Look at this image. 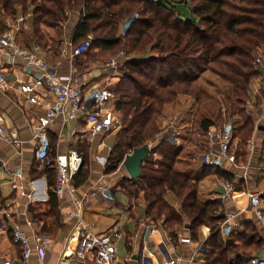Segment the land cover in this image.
Here are the masks:
<instances>
[{
    "label": "trees",
    "instance_id": "obj_1",
    "mask_svg": "<svg viewBox=\"0 0 264 264\" xmlns=\"http://www.w3.org/2000/svg\"><path fill=\"white\" fill-rule=\"evenodd\" d=\"M73 10L81 12L73 44L91 39L89 51L82 56L86 65L91 64V52L99 58L121 51L131 57L123 60L121 76L112 88L122 127L108 157L107 173L117 172L135 150L149 149L152 144L141 177H126L118 183L120 190L116 189L128 198L142 197L144 216L154 224L162 223L175 243L186 225L191 226L190 238L198 243L200 229L209 227L211 233L202 255L205 264H243L245 256L261 251L263 239L253 223L244 224L243 231L234 229L230 238L224 239L221 202L202 199L199 182L176 169L184 146L167 141L163 121L167 108L179 97H191L197 105L202 104L205 90L200 74L210 71L231 86L234 113L240 117L235 136L239 130L245 141L252 138L255 120L247 104L252 83L261 75L256 58L264 50V0H0V32L8 28L7 18L29 15L37 45L46 47L42 28H61ZM127 22L122 33L120 28ZM199 124L207 132L217 126V121L204 115ZM76 149L84 158L74 179L78 187L89 179L88 170L84 171L89 147ZM48 169L55 209L56 172ZM215 172L226 182H233L223 169L216 168ZM169 195L178 200L179 208L169 202ZM130 212L133 218L132 208Z\"/></svg>",
    "mask_w": 264,
    "mask_h": 264
},
{
    "label": "crops",
    "instance_id": "obj_2",
    "mask_svg": "<svg viewBox=\"0 0 264 264\" xmlns=\"http://www.w3.org/2000/svg\"><path fill=\"white\" fill-rule=\"evenodd\" d=\"M29 18L30 16L16 34L20 46L27 49L39 47L40 55L49 64L57 67L63 76L74 72L81 83L86 82V91L95 84H100L102 80H108V73L97 64L84 66L85 57L71 59L62 55L63 48L72 43L81 18L80 10L70 11L67 21L61 28H42L48 41L46 47L37 45ZM3 58L2 68L6 70L10 89L5 93L0 92V261L9 258L12 264H92L90 260L83 261L74 255L79 237L76 233L79 219L70 217V214H76L80 209L77 201L85 199L88 203L82 208L81 219L89 232L111 234L117 248L118 242H125L127 260L122 261L117 257L115 264H154V257L162 262V254L154 238L151 237L150 231L153 227H159L163 231L168 249L185 259L182 264H205L203 256L197 257L193 263L190 262V258L198 244L205 242L209 237L211 233L209 227L204 226L200 229L201 242L184 244L181 239L190 237L189 229L185 226L175 243L162 223L154 224L144 216L142 197L129 198L127 204L112 198L111 189L120 190L112 177L121 171V166L117 172L107 173L110 152L105 144L113 145L115 141L111 142L110 137L116 136L118 132L108 136L98 135L94 138L89 133L73 136L72 130L77 124L81 125V130H87L85 117L80 119L79 123H65L59 118L50 129L52 158L66 155L71 149L88 145V157L91 161L88 181L78 187L77 182L74 181V192L68 193L64 198L57 197L56 207L53 209L49 187L50 173L49 169L35 158L36 141L33 129L36 119L44 113L46 105L52 102L53 97L50 94L46 96L41 94L42 100L39 104L31 103L26 86L32 77L24 72L22 61L11 63L7 57ZM38 92L43 93L42 90ZM253 97L256 101L264 99V80L261 75L252 83L251 98ZM260 103L252 104L250 108L252 113L249 112L254 117L256 126L264 122V105L256 106ZM110 106L116 111L115 101H111ZM178 129L183 131L182 135L175 138L171 130L167 134V141L170 140L177 146H184V150L185 143L188 142L193 143L194 148H199L203 152L208 148L206 132L202 131L199 122L196 132L200 131L204 139L199 141V144L194 142L192 137V130H195L194 122L184 120ZM263 133L264 131L255 135L254 132L252 138L247 141L235 136L239 144L236 165L226 164L223 168L231 175L235 186V190L228 197H224L227 192L225 187L227 182L216 174V168L203 165V152L198 157L187 159L181 156L183 150L176 164L178 171L189 174L199 182L198 193L202 199H217L221 202L223 212H235L238 215L239 231L244 230L243 225L246 223H253L259 229L263 239V249L253 252L251 256H245L247 259H244L243 264H251V260L255 258H264V224L254 215L248 197L250 192H261L264 209V160H261ZM168 200L174 207L179 208L178 200L173 195H169ZM131 208L135 213L133 218ZM15 228L21 229L31 238L32 254L28 262L23 261L21 247L13 241L12 231ZM41 234L49 235L53 241L52 248L43 257L37 251V242L34 238ZM222 234L225 240L230 238L223 229ZM71 241L74 243H70Z\"/></svg>",
    "mask_w": 264,
    "mask_h": 264
},
{
    "label": "built area",
    "instance_id": "obj_3",
    "mask_svg": "<svg viewBox=\"0 0 264 264\" xmlns=\"http://www.w3.org/2000/svg\"><path fill=\"white\" fill-rule=\"evenodd\" d=\"M28 19L26 15H20L16 19L7 18V30L0 32V92H7L10 89L9 79L6 70H4V56L11 63L17 60L22 61L23 70L30 75V81L27 83V91L30 93L28 99L31 103L39 104L41 94L52 95V102L46 105L44 113L36 119L34 129V139L36 141L35 158L47 168H53L56 172L54 182V192L58 198H64L68 193L74 192V179L80 173L84 158L77 149H71L66 155L52 158V140L50 137L51 127L62 118L65 123L76 122L85 117L87 130H81V125L72 130L73 136L89 133L93 138L98 135H113L122 127V120L113 107H109L111 101L116 100V95L109 85L95 84L90 90L86 91L87 83H81L77 74L74 72L68 76H63L57 67L49 64L41 55L40 48L27 49L20 46L16 40V34L20 26ZM127 28V27H126ZM91 47V41L88 40L81 45L75 46L68 44L62 50L64 57L77 59L84 56ZM124 59L114 57L103 67L108 73L107 79L120 77L121 61ZM123 64V63H122ZM256 65L259 67L261 77L264 80V56L259 54L256 58ZM76 72V71H75ZM42 90L43 93L38 92ZM1 130V129H0ZM208 148L202 153V162L205 167L225 168L226 164L236 165L239 144L236 142L234 126L226 122L220 126L209 129L206 133ZM177 135H180L177 132ZM158 140V139H157ZM105 147L111 152L113 145ZM152 144L149 145L151 150ZM228 197L235 186L227 182L225 184ZM111 196L119 201L117 189H111ZM259 191H253L248 194L250 205L254 215L264 224L263 197ZM88 203L82 199L77 201L79 210L76 214H70V217H78L79 222L76 227L78 241L74 250L75 257L80 260H90L92 264H115L117 260V245L111 234H93L85 227L82 222V208ZM225 221L222 229L226 235L239 227L237 214L235 212H224ZM151 237L154 238L156 246L160 250L163 260L160 262L154 257V264H182L185 259L179 254H173L166 243V237L159 227L151 229ZM14 243L21 247L23 261L28 262L32 254L31 238L24 231L15 228L12 231ZM37 251L40 256L50 250L53 246L52 238L49 235H36ZM184 244H192L190 237L181 239ZM70 243H74L71 241ZM205 250L204 242L198 244L193 251L190 262L193 263L197 257L202 256ZM0 264H12V260L5 258ZM251 264H264V258H255Z\"/></svg>",
    "mask_w": 264,
    "mask_h": 264
},
{
    "label": "rangeland",
    "instance_id": "obj_4",
    "mask_svg": "<svg viewBox=\"0 0 264 264\" xmlns=\"http://www.w3.org/2000/svg\"><path fill=\"white\" fill-rule=\"evenodd\" d=\"M129 23L130 22H127L121 26L120 31L122 33L124 32V30L127 29L126 27H128ZM89 40L91 41V39H89ZM80 44H82V43H80ZM260 53H261V55H264L263 51H260ZM89 56L92 59L91 63L97 64L98 67H103L108 61H110L114 57H119L121 59H126V60L131 58L130 56L125 54L123 51H121L117 55H113V56L108 55V56L103 57V58L93 57V52H91V54L89 53ZM83 63L85 66L86 65L85 62H83ZM119 65L121 66V68L123 67L122 61H121V64H119ZM86 66H89V65H86ZM117 78H119V77H114V78H111L109 80H102L100 82V85H109V83H113V81H114V84H111V88L114 89L115 86L117 85L116 81L118 82V80H119V79L118 80H114V79H117ZM200 84L202 85L203 89L205 90V95H204L202 104H199L200 106L197 105V103L194 102L193 98H191V97L190 98L185 97V96L179 97L177 99V101L175 102V104H172L167 108L166 116H165V119L163 121V127H164L165 131H168V133H169V131L172 130L174 132L175 138L180 137L183 133L182 130L178 129V128H180L182 121L189 120L191 123L194 122V129L195 130H192V137H193V141L198 143V144H199V141H204V139H203V136H202L200 131L196 132V127H198V122L200 123L201 118L204 115H207L213 119H216L217 125L229 122L232 125H234L235 128L240 127L237 123L239 121L240 117L234 113L236 107H235L234 100H233L232 94H231V86L228 83H226L225 81L221 80L218 76H216L215 74H213L210 71H202L201 72ZM254 98L255 97L250 98V101L247 104L248 113L249 112L252 113L251 109H250L252 107V104L254 105V104H257L258 102L259 103L261 102L260 104H258L256 106L261 107V105H264V99H262L261 101H259V100L256 101V100H254ZM193 105H194V108H192ZM261 126L262 127L264 126V122L260 126L255 125V131H254L255 135H258V133L261 134L262 131H264V130H260ZM177 132H179L181 135H177ZM243 136H244V134L241 133L239 130H237L238 139L243 137ZM115 137H117V134H116V136L115 135L111 136L110 141L111 142L116 141ZM243 141H244V137H243ZM168 142L172 145H175L170 140H168ZM177 143L180 144V142H177ZM153 144H155V143H153ZM185 145H186V148L184 150V153H182L181 156H183L187 159H192L195 156L198 157L203 152V151L199 150V148L198 149L194 148L195 145L191 142L185 143ZM90 162H91L90 157H88V159L86 160L87 167L84 169V171L88 170V174L90 171ZM115 175L116 176H113L112 178L116 182V185L118 183H120V181H122V179L129 177V174L127 173V171L123 167V163L121 164V171H119ZM117 196H118L119 202H121L123 204H127L129 202L128 196L125 195L124 193L118 192ZM130 199H133V198L130 197ZM127 256H128V252H127V249L125 246V242L124 241L118 242V251H117L118 259L125 261V260H127Z\"/></svg>",
    "mask_w": 264,
    "mask_h": 264
},
{
    "label": "water",
    "instance_id": "obj_5",
    "mask_svg": "<svg viewBox=\"0 0 264 264\" xmlns=\"http://www.w3.org/2000/svg\"><path fill=\"white\" fill-rule=\"evenodd\" d=\"M260 130H264V127H260ZM150 150L141 148L135 150L129 155L123 162V167L129 174L131 179H139L142 175V166L150 155ZM187 229H190V225H186Z\"/></svg>",
    "mask_w": 264,
    "mask_h": 264
}]
</instances>
